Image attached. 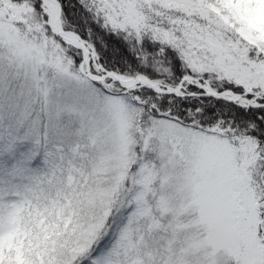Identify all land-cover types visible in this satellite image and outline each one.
<instances>
[{
	"label": "rangeland",
	"instance_id": "rangeland-1",
	"mask_svg": "<svg viewBox=\"0 0 264 264\" xmlns=\"http://www.w3.org/2000/svg\"><path fill=\"white\" fill-rule=\"evenodd\" d=\"M224 1L101 0L100 9L178 44L195 75L248 94L264 87V60L220 35L237 29L264 50V0ZM42 4L0 0V264H264L255 143L148 116L113 93L117 82L108 91L87 80ZM110 218L123 224L98 247Z\"/></svg>",
	"mask_w": 264,
	"mask_h": 264
},
{
	"label": "trees",
	"instance_id": "trees-1",
	"mask_svg": "<svg viewBox=\"0 0 264 264\" xmlns=\"http://www.w3.org/2000/svg\"><path fill=\"white\" fill-rule=\"evenodd\" d=\"M13 1H29L38 8L40 4V0ZM59 1L62 6L63 26L75 30L89 41L106 68L127 75L146 73L153 79L171 85L177 84L185 73L198 74L190 67L178 44L164 41L147 27L136 29L116 25L111 21L113 18L107 10L100 9L101 0ZM217 2L220 6L224 4L223 0ZM228 10L232 12L231 9ZM178 23L176 19H166L162 24L176 27ZM236 23L238 27H247L243 21L236 20ZM177 30L181 32L180 29ZM220 39L245 49L248 57L255 62H263L264 50L258 45L244 42L228 32L220 35ZM203 75L210 76L209 73ZM212 84L219 90L232 88L237 92L245 91L243 86L228 79L213 78ZM262 88L264 87L258 86L254 90ZM127 94L134 107L148 116L174 119L194 129L226 136L234 142L250 138L264 155V104L242 106L212 96L158 93L146 86L132 88ZM261 100L264 101V95Z\"/></svg>",
	"mask_w": 264,
	"mask_h": 264
},
{
	"label": "bare ground",
	"instance_id": "bare-ground-1",
	"mask_svg": "<svg viewBox=\"0 0 264 264\" xmlns=\"http://www.w3.org/2000/svg\"><path fill=\"white\" fill-rule=\"evenodd\" d=\"M42 1H43L45 10L49 16V22L51 23L52 28H54V31L62 35L66 41L72 43L73 45L81 46L87 58V55H88L87 48L86 47L84 48V46L81 44V42L76 37L64 31V29H62L60 16H59L60 6H59L58 1L57 0H42ZM261 16L264 17V11L261 12ZM128 81L129 79L121 78V82L124 84H126Z\"/></svg>",
	"mask_w": 264,
	"mask_h": 264
},
{
	"label": "water",
	"instance_id": "water-1",
	"mask_svg": "<svg viewBox=\"0 0 264 264\" xmlns=\"http://www.w3.org/2000/svg\"><path fill=\"white\" fill-rule=\"evenodd\" d=\"M68 32H70V31H68ZM109 73H112V72H109ZM134 82H135V81L131 82L129 85H132ZM150 83H151V82H150Z\"/></svg>",
	"mask_w": 264,
	"mask_h": 264
}]
</instances>
